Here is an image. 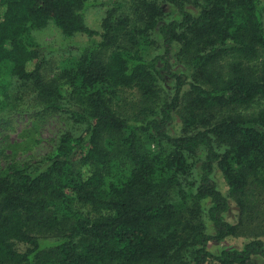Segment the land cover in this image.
<instances>
[{
    "label": "trees",
    "instance_id": "16d2710c",
    "mask_svg": "<svg viewBox=\"0 0 264 264\" xmlns=\"http://www.w3.org/2000/svg\"><path fill=\"white\" fill-rule=\"evenodd\" d=\"M100 4L101 41L47 81L48 49L34 33L53 24L92 36L94 3L0 0V111L26 92L39 117L69 127L48 155L0 167V264L264 262L261 239L209 249L237 233L231 199L244 215L250 184L264 188V0H138L132 14L123 0ZM167 4L178 15L169 21ZM154 43L161 53L149 60ZM120 88L148 102L142 121L115 107ZM182 108L185 133L175 136Z\"/></svg>",
    "mask_w": 264,
    "mask_h": 264
},
{
    "label": "rangeland",
    "instance_id": "374dc122",
    "mask_svg": "<svg viewBox=\"0 0 264 264\" xmlns=\"http://www.w3.org/2000/svg\"><path fill=\"white\" fill-rule=\"evenodd\" d=\"M107 1L91 0L94 5L86 13V23L96 33L92 36L78 34L74 37H66L53 24L34 33L39 44L48 49L46 64L42 72L45 80L57 79L62 68L77 55L76 49L101 41L102 22L108 6L100 3ZM137 1L123 0L126 5V11L132 14L133 7ZM148 1L163 4V0ZM164 8L166 21L175 19L178 16L174 7L167 4L164 5ZM190 10L196 12L192 6H190ZM159 38L157 39L159 40ZM160 53L161 48L154 43L152 49L146 53V57L151 60ZM174 70L189 73L187 64L177 59L174 62ZM168 84L172 88V81ZM119 90V95L115 100V107L121 114H124L132 121L136 117L139 121H142L143 117L139 115V110L148 102L136 89L120 88ZM166 90H168V85L163 89L162 96L166 93ZM12 92L13 94L11 95L10 93ZM8 93L13 97L16 91L12 88L7 91ZM11 100L13 103L10 109L6 112L0 111V167L3 168L21 166L27 161L34 162L40 157L48 155L59 136L69 128L66 118L62 116L48 115L39 117L35 111L36 104L26 92H23L21 96L18 93L16 101L15 99ZM185 113L186 109L182 108L181 112L175 115L170 127L171 134L180 136L185 133ZM141 141L143 150H147L149 143L144 138H141ZM216 176V181L221 190L227 194L228 187L221 173L218 172ZM249 188L251 189V195L249 197V209L246 213L244 215L241 214V208L237 201L231 199L230 211L226 215V220L237 226V233L220 244L212 243L209 247L211 252L217 254L224 249H241L244 244L253 239L264 241V188L255 183H251ZM256 264H264V262L258 260Z\"/></svg>",
    "mask_w": 264,
    "mask_h": 264
}]
</instances>
